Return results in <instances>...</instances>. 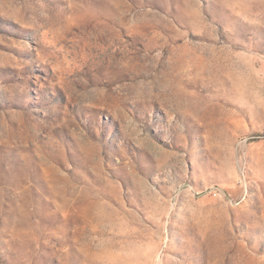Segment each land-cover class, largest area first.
I'll use <instances>...</instances> for the list:
<instances>
[{"label": "rangeland", "instance_id": "rangeland-1", "mask_svg": "<svg viewBox=\"0 0 264 264\" xmlns=\"http://www.w3.org/2000/svg\"><path fill=\"white\" fill-rule=\"evenodd\" d=\"M0 264H264V0H0Z\"/></svg>", "mask_w": 264, "mask_h": 264}]
</instances>
